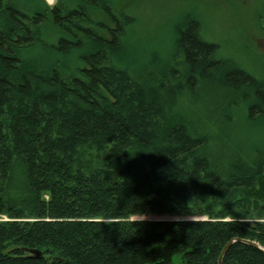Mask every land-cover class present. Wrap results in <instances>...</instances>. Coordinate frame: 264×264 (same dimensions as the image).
<instances>
[{
    "label": "trees",
    "instance_id": "obj_1",
    "mask_svg": "<svg viewBox=\"0 0 264 264\" xmlns=\"http://www.w3.org/2000/svg\"><path fill=\"white\" fill-rule=\"evenodd\" d=\"M182 15L162 45L121 0H0V264L264 248V141L242 137L264 135V77ZM223 263L264 251L235 241Z\"/></svg>",
    "mask_w": 264,
    "mask_h": 264
},
{
    "label": "rangeland",
    "instance_id": "obj_2",
    "mask_svg": "<svg viewBox=\"0 0 264 264\" xmlns=\"http://www.w3.org/2000/svg\"><path fill=\"white\" fill-rule=\"evenodd\" d=\"M54 5L57 0H46ZM137 17V40H158L166 45L171 28L185 12L201 19L209 40L216 41L224 54L234 57L257 77H264V0H121ZM140 38V39H139ZM135 46L137 47V43ZM138 43V44H142ZM144 45V44H143ZM139 46V45H138ZM262 131H260L261 133ZM259 133V132H257ZM243 140H263L264 135H242ZM237 141L240 137L237 136ZM136 217L171 219L177 216L146 212ZM177 263L180 259H175Z\"/></svg>",
    "mask_w": 264,
    "mask_h": 264
},
{
    "label": "water",
    "instance_id": "obj_3",
    "mask_svg": "<svg viewBox=\"0 0 264 264\" xmlns=\"http://www.w3.org/2000/svg\"><path fill=\"white\" fill-rule=\"evenodd\" d=\"M235 241H242V242H245V243H249V244H252L254 246H257L259 248H261L263 251H264V248L256 241H253V240H249V239H243V238H239V237H234L232 238L227 244L226 246L223 248L220 256H219V264H224L223 263V257L226 253V251L228 250V248L235 242ZM32 253H34L36 256H39L40 255V251L39 250H36V249H31L30 250Z\"/></svg>",
    "mask_w": 264,
    "mask_h": 264
}]
</instances>
